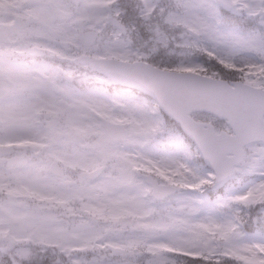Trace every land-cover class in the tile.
Masks as SVG:
<instances>
[{
  "label": "snow or ice",
  "instance_id": "1",
  "mask_svg": "<svg viewBox=\"0 0 264 264\" xmlns=\"http://www.w3.org/2000/svg\"><path fill=\"white\" fill-rule=\"evenodd\" d=\"M0 264H264V0H0Z\"/></svg>",
  "mask_w": 264,
  "mask_h": 264
}]
</instances>
